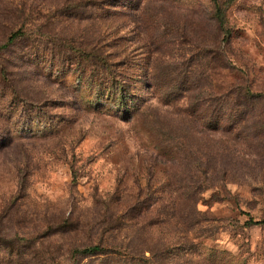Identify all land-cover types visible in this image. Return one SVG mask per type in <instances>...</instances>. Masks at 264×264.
Instances as JSON below:
<instances>
[{
	"label": "rangeland",
	"instance_id": "obj_1",
	"mask_svg": "<svg viewBox=\"0 0 264 264\" xmlns=\"http://www.w3.org/2000/svg\"><path fill=\"white\" fill-rule=\"evenodd\" d=\"M262 218L264 0H0V264H264Z\"/></svg>",
	"mask_w": 264,
	"mask_h": 264
},
{
	"label": "trees",
	"instance_id": "obj_2",
	"mask_svg": "<svg viewBox=\"0 0 264 264\" xmlns=\"http://www.w3.org/2000/svg\"><path fill=\"white\" fill-rule=\"evenodd\" d=\"M20 34L22 35V33H20V30H17L15 32L11 33V35L9 36V41L11 42V41L15 40ZM97 57H98V55H97ZM221 61L223 62V68H225V69L228 68V70H231V69L232 70H235V69L238 70L235 67V65L234 66L231 65L232 64V61H229V60L228 61L227 60L225 61V58H224L223 55L221 56ZM110 74L111 75H115L116 74V70L111 68L110 69ZM244 95H246V94H244ZM195 185L197 187V184H195ZM195 185H192L191 188L193 189L195 187ZM190 214H193V211H191ZM186 219H187V217H183V220H186ZM188 219L190 220V218H188ZM252 221H253V223L258 224V223L264 222V218L257 219V220H252ZM80 222L81 221L75 222V220H72L71 218L65 219V220H63V223L61 224V228L60 229L64 233L68 229L69 230L77 229L79 227V225H80L79 224ZM189 229H190V227H189ZM107 252H109L107 250V247L105 245L100 244V243H95V244H87V243L86 244H81L79 247H74V249H73V253H74V261H73V263H78L79 264V262H81V259L82 258H81V256H79L80 254L85 255V256H88V255H91V254H98V253H102L103 254V253H107ZM111 252H115L116 254H120L121 253V252L119 253V251L117 252V251H114V250H112ZM32 253L34 255L38 254L37 249H36L35 246L32 249ZM44 261H46V260H44ZM35 263H36V261H35ZM37 263L40 264V262L38 260H37Z\"/></svg>",
	"mask_w": 264,
	"mask_h": 264
}]
</instances>
